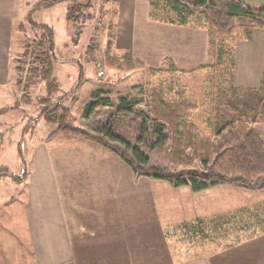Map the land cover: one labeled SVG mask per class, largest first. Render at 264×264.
<instances>
[{
    "label": "crops",
    "instance_id": "obj_1",
    "mask_svg": "<svg viewBox=\"0 0 264 264\" xmlns=\"http://www.w3.org/2000/svg\"><path fill=\"white\" fill-rule=\"evenodd\" d=\"M33 1L36 2L0 0V115H8L12 120L10 114H18L13 118L17 120H13L15 126L16 123L20 126L18 122L25 125L27 119L30 122L41 111L32 114V105L21 99L15 66L11 65L19 60L16 53L23 51L25 42L36 40L42 34L29 20L41 24L36 21L41 16L36 14L47 15L58 6L66 12L69 5L68 1H62L29 14ZM152 1L158 0L101 1L104 15L112 10L116 13L114 50L117 54L126 53L156 68L169 59L183 69L189 63L194 64L187 59L191 48L185 46L195 38L200 56L198 66L212 63L207 30L174 22L173 13L164 2L152 13ZM244 1L264 4V0ZM63 17L68 27L70 22L66 15ZM43 25L50 28L47 22ZM252 36L260 44L252 69L256 78L259 75L256 69L263 63L264 30L253 29ZM66 37L73 38L71 33ZM56 40L53 32L54 44ZM246 47H243V59H251ZM243 82L238 80V86L246 87ZM41 119L31 121L34 128ZM34 128L18 133L23 147L20 154L31 161V168L23 162L13 172L0 174V224H3V228L0 226V264H157V249L163 237L158 227L155 229V216L161 206L155 188L161 185L167 190L168 187L136 175L116 154L84 137L65 133L50 136L54 128L48 135L38 137L34 135ZM2 141L0 138V144ZM3 150L0 145V152ZM220 186L194 195L201 198ZM252 193L256 194H252L253 203L248 202L253 206L248 213L234 212L233 215L229 208L218 203L213 204L217 208L214 213L211 208L201 212V216L195 212L189 215L191 220L199 216L202 225L211 224V230L219 234H202L203 253L186 264H264V201L254 196L264 195V190ZM180 207L191 209L185 203ZM10 230L11 240H6V232ZM211 239L219 245L213 254L206 253L207 248L203 246ZM224 239L230 241L225 244ZM164 257L165 264H173L170 253Z\"/></svg>",
    "mask_w": 264,
    "mask_h": 264
},
{
    "label": "trees",
    "instance_id": "obj_2",
    "mask_svg": "<svg viewBox=\"0 0 264 264\" xmlns=\"http://www.w3.org/2000/svg\"><path fill=\"white\" fill-rule=\"evenodd\" d=\"M62 1L69 2L65 15L72 25L90 17L86 10L94 0H36L29 14ZM162 2L173 13L174 22L207 30L209 49L215 46L217 57L212 63L200 66L202 69L224 64L218 39L232 42L236 31L264 30V4L250 5L242 0H158L154 5L160 6ZM115 18L112 10L105 26V64L122 72L141 68L140 60L126 53H113ZM29 22L42 34L36 40L25 42L15 63L16 85L21 90V99L28 103L29 88L37 80L44 83L47 97L40 99V104L45 106L38 117L56 124L50 136L65 133L84 137L116 154L136 175L164 181L171 187L188 186L193 192L217 185L264 190V88L257 90L263 94L255 98L254 106L247 111L230 102L224 103L221 110L216 104L212 106L205 121V132L193 121L198 104L179 92L177 97H170L171 83L154 87L145 99L119 95L114 101L107 91L104 95L94 94L84 105L77 126L71 127L66 124L69 109L62 104L66 94L54 100L49 97L57 85L52 77L53 32L46 25ZM153 71L182 72L169 59ZM1 173L9 174V171L0 168Z\"/></svg>",
    "mask_w": 264,
    "mask_h": 264
},
{
    "label": "rangeland",
    "instance_id": "obj_3",
    "mask_svg": "<svg viewBox=\"0 0 264 264\" xmlns=\"http://www.w3.org/2000/svg\"><path fill=\"white\" fill-rule=\"evenodd\" d=\"M242 1L253 5L244 0ZM34 3L35 1H33ZM157 10L158 6L153 3L152 13H155ZM104 11L105 9L102 7L101 1L94 0L91 7L86 10L90 14V17L75 26L69 23V25L67 24L68 27L65 26L66 20L63 17L66 12L61 6L51 9L47 15H43L44 13L36 14L41 16L36 21L41 24L49 23L50 28L53 30L55 36H57L54 44L55 58L52 60V77L57 80V85L55 90L49 93V97L50 100H54L66 94L62 104L69 109L70 114L66 118L68 126H77V120L82 114L84 105L94 94L104 95L105 91L108 92L107 95L114 101L119 95L145 99L148 97L149 91L154 87L159 88L162 87L161 85L166 87L168 83H171V91L173 93L170 97H177V93L179 92L190 101L198 104V110L193 114V121L201 132H205V121L209 116V109L215 104L221 110L224 103L230 102L235 104L238 109L247 111L246 109L254 106L255 98L263 94V92L257 90L264 88V55L261 68L256 69L259 75L255 78L252 69L254 68L253 64L255 65L257 61V48L260 44L259 40L251 38L252 30L242 29L236 31L232 42L217 40L218 44L222 46L221 53L224 64L216 66L214 69H202L198 66L199 63L197 62L200 61V56L197 53L198 42L194 38L193 41L187 42L185 46L191 48L187 59L194 64L189 63L182 67L184 70L178 68L182 72L174 71L158 74L153 71L156 67L146 66L144 63L141 68L122 72L108 67L104 62V43L107 41L105 26L110 16V12L104 15ZM24 26V30H26L27 24L24 23ZM69 33L73 37L70 40L66 37ZM249 43L250 46H248ZM245 45L247 46L245 51L250 54L251 59H248V57L243 59L245 55L243 47ZM224 47L227 49H224ZM86 50H91L92 53L90 51L88 54ZM21 52L22 49L16 53L17 59L20 58ZM113 53L117 55V51L114 48ZM176 53L177 55L180 54L178 51ZM209 53L213 60L216 59L215 46L210 47ZM240 53H243L241 61ZM11 65L15 66L14 61L11 62ZM99 68L103 72L101 76L97 74ZM213 71L214 73L211 74ZM238 75L240 76L239 78ZM16 76L18 74L15 73V79ZM22 79L25 80L23 75ZM241 79L245 81L243 84L246 87L238 86L237 81ZM28 94V104L32 105L33 111L31 113L35 115L45 106L40 104V99L47 97L44 83L37 80L29 88ZM7 111L10 110L7 109ZM17 115L15 113L10 114L12 120L8 119V115H0V138L3 139L0 145L5 149L0 152V168L12 172L19 168L23 162L28 169L31 168V161L23 158L20 154V148L23 147L20 144L22 139L20 136L18 137V133L20 134V131L23 129L27 131L33 130V125H35L34 121L27 122V119L25 125L18 122L20 126H17V123L15 126L13 124L15 123L13 120L15 119L13 118ZM15 121L17 122V120ZM26 123H28V126ZM55 127L56 124L46 122L42 118L34 128V135L38 137L48 135ZM262 128L264 129V108ZM144 178L148 182H159L168 187L167 190L161 185L155 188V191L159 193V203L161 204L159 212L155 216V229L158 227L163 237L160 239V245L157 249L159 258L157 264H165L163 259H165L164 254L167 256V253H170L173 264H186L191 258H195V256L203 253V249L200 246L202 234H219L211 230V227H213L211 224L202 225L199 216L191 220L189 215L195 212L201 216V212L208 211L211 208L214 213L217 211V208L213 204L218 203L229 208L232 214L234 212H236L235 214L248 213L249 209L253 207L249 206L248 202L253 203L254 197H252V194H256L245 189L222 185L213 193L205 194L199 198L198 195H194L195 192L192 193L193 191H190L188 186L176 188L161 180ZM254 196L264 201V195ZM184 203L191 209H187V207L181 208L180 205ZM239 209H241L240 212H237ZM176 219L181 222H178ZM0 226L3 228V224H0ZM10 232L11 230L9 233L6 232L8 236L6 240L12 237V233ZM212 241L214 240H207V244L203 245L207 248L206 253L213 254L217 251L219 245H215ZM229 241L230 239L223 240L225 244ZM169 243L170 245H168ZM165 249L167 252H164ZM7 263H10L8 256ZM32 264L34 263L32 262Z\"/></svg>",
    "mask_w": 264,
    "mask_h": 264
},
{
    "label": "built area",
    "instance_id": "obj_4",
    "mask_svg": "<svg viewBox=\"0 0 264 264\" xmlns=\"http://www.w3.org/2000/svg\"><path fill=\"white\" fill-rule=\"evenodd\" d=\"M98 76H101L102 74H103V72H102V70L99 68V70H98ZM22 173V172H21Z\"/></svg>",
    "mask_w": 264,
    "mask_h": 264
}]
</instances>
